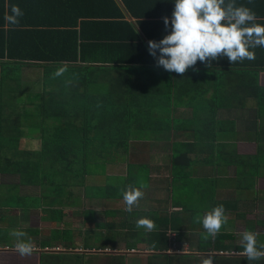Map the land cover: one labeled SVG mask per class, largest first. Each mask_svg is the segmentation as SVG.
Here are the masks:
<instances>
[{"label": "crops", "instance_id": "obj_1", "mask_svg": "<svg viewBox=\"0 0 264 264\" xmlns=\"http://www.w3.org/2000/svg\"><path fill=\"white\" fill-rule=\"evenodd\" d=\"M235 4L264 25V0ZM26 7L21 27L44 34L38 43L48 51L35 52L29 39V52L16 51V59H62L63 76L79 81L61 89L62 116L45 120L46 141L76 125L93 159L88 175L78 159L76 177L63 186L70 199L57 207L62 217H43V206L33 205L39 186L0 175L9 188L0 197V264H200L209 254L214 264H264L241 254L239 237L251 230L257 247L264 244V48L251 49L254 60L198 61L181 76L158 67L147 47L170 33L162 18L170 20L174 0H30ZM46 67L20 69L34 83L58 69ZM112 155L116 161L107 160ZM129 184L144 197L126 212L120 190ZM218 205L227 223L204 241L193 218ZM141 217L155 230L138 229ZM11 221L34 241L31 256L3 237Z\"/></svg>", "mask_w": 264, "mask_h": 264}, {"label": "trees", "instance_id": "obj_2", "mask_svg": "<svg viewBox=\"0 0 264 264\" xmlns=\"http://www.w3.org/2000/svg\"><path fill=\"white\" fill-rule=\"evenodd\" d=\"M29 1L0 0V174L10 178L19 176L21 183L27 187L39 186L41 194L32 200L33 205L38 209L43 206L42 210L40 209L43 217H45L44 213L51 217L53 215L62 217L67 212L57 207L63 203V186H66L73 176L76 177L77 162L78 159L81 162L82 156L86 164V175L89 174L87 163L91 162L93 157L88 154V148L92 143L82 138L79 129L72 124H67L54 135L52 140L46 141L48 125L45 124V120L60 119L62 116L61 89H65L68 81H71L70 85L79 81L76 76H60L53 79L52 75L48 74L47 77H37L34 83H30L27 76L22 75L20 68L23 67L46 65V69H54L63 66L62 62H64L62 59L43 57H37L33 59V62L16 59V51L29 52L27 48L29 39L35 52L48 51L44 44L38 43L40 37L45 36L44 34L21 27L24 24L22 22L11 25L4 19L6 14H11L10 6L15 4L23 12V16L19 18L20 21L26 14V5ZM213 63L214 61L211 62ZM203 64L206 66L205 63ZM91 83L88 81L85 84ZM52 87L58 90L54 91ZM72 93L75 97L76 90ZM30 100L35 102L29 104ZM19 103L21 106L18 105ZM31 104L33 106H29ZM74 111L76 112L77 108ZM116 126L120 130L121 124ZM38 132L43 139L35 143L31 138L35 137L34 134L39 136ZM51 149L61 155L50 154ZM69 153L72 155L69 156ZM117 158V155L107 156L109 161H116ZM69 163L70 167L67 166ZM68 199L70 198L64 197L65 201ZM114 254L116 258L124 257L119 253Z\"/></svg>", "mask_w": 264, "mask_h": 264}, {"label": "clouds", "instance_id": "obj_3", "mask_svg": "<svg viewBox=\"0 0 264 264\" xmlns=\"http://www.w3.org/2000/svg\"><path fill=\"white\" fill-rule=\"evenodd\" d=\"M10 11L11 14H6L4 19L8 24L18 25L23 12L15 4L10 6ZM162 19L166 30L171 24L170 33L159 42L148 41V53L156 59L158 67L181 76L189 68L195 69L198 61L211 67L212 61L222 57H226L230 64L254 60L255 52L251 49L264 48V25L257 23V16L250 8L237 6L235 0L227 3L226 0H174L170 20L168 17ZM62 65L52 74L53 79L68 71L67 62H62ZM120 195L124 210L131 212L143 199L144 192L129 184L120 190ZM227 219L224 206L218 205L203 215L198 213L193 222L202 225V239L207 241L220 233ZM136 227L152 232L156 225L152 219L141 217L136 221ZM9 235L15 238L13 247L21 257L31 256L36 250L30 237L24 239L27 233L12 229ZM257 235L247 229L239 233L243 246L241 254L250 262L264 258L261 250L264 244L257 247ZM200 264H214L213 257L210 254L202 256Z\"/></svg>", "mask_w": 264, "mask_h": 264}, {"label": "rangeland", "instance_id": "obj_4", "mask_svg": "<svg viewBox=\"0 0 264 264\" xmlns=\"http://www.w3.org/2000/svg\"><path fill=\"white\" fill-rule=\"evenodd\" d=\"M1 175V174H0ZM2 176V175H1ZM5 176V175H4ZM17 188L18 187H16V188H14V187H12V188H10L12 191H13V193L16 195V193H17ZM9 188H7V187H5L4 185H0V197H7L6 195H5V192H6V190H8ZM1 212V211H0ZM11 225V230L12 229H17V230H20V228H19V225H18V223L17 222H15V221H11V222H9ZM20 231H23V232H25V233H27V231L26 230H20ZM9 232L10 231H6L5 232V235L3 236L6 240H11V239H13L14 237H12V236H10L9 235ZM29 233V232H28ZM105 255H107V256H109V257H115V254L113 253V254H111V253H105Z\"/></svg>", "mask_w": 264, "mask_h": 264}]
</instances>
